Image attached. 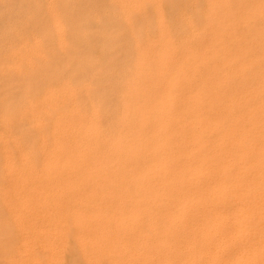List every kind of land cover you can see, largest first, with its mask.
I'll return each instance as SVG.
<instances>
[{
	"label": "bare ground",
	"instance_id": "obj_1",
	"mask_svg": "<svg viewBox=\"0 0 264 264\" xmlns=\"http://www.w3.org/2000/svg\"><path fill=\"white\" fill-rule=\"evenodd\" d=\"M144 1L154 15L141 7V25L122 5L120 63L96 69L72 56L57 67L45 41L0 44V243L59 221L111 249L135 236L137 264H264V61L229 54L239 40L223 39L225 1Z\"/></svg>",
	"mask_w": 264,
	"mask_h": 264
},
{
	"label": "rangeland",
	"instance_id": "obj_2",
	"mask_svg": "<svg viewBox=\"0 0 264 264\" xmlns=\"http://www.w3.org/2000/svg\"><path fill=\"white\" fill-rule=\"evenodd\" d=\"M7 1H9V0H0V17L2 16V14L4 15V16H2L0 18V20H5V17H8L7 18L8 20H5L6 22L5 21H2V22L0 21V24L2 23V25H0V31H1L0 32V36H1L0 37V42H6L7 41L6 42L7 44L6 43H3V44L0 43V44L2 46L5 45L4 47H6L9 44H11L13 46L15 44L17 45V43L20 42L21 40H27V41L30 40L28 42L30 44H33V45H34V43H36V41H38L39 43H41V42L43 43L45 41L42 44L43 45V49H44L43 52L45 54H47L48 56L55 55V57L53 56L52 59L54 58L53 60L56 62V66L57 67L63 66V63L65 62V60L71 59L72 56H76V57L78 56L76 59L79 62H81V63H83L85 65H89V66L90 65H92V66L94 65L96 67V69L97 68L99 69L102 66L104 67L107 64L120 63L123 54L127 51L126 48L121 46V44L124 43V41H126L125 35L127 34V28L125 27V24L123 23L124 18L128 14H133V15H135L138 18L137 20L139 21V24L140 25L143 24L142 23V17L140 15L138 16V11L140 10L141 7L142 8L146 7L149 10V12L151 13V16L148 18L149 20L153 19V15H154L153 14V10H154L153 6L151 4H149L148 2H145L144 0H142L143 1L142 4L140 3V2H142L141 0H139L140 1L139 3H137V0H128V1L127 0L126 1L123 0L124 3L121 2L120 0H55V1L54 0H38V1L37 0H13V1L10 0L11 2H7ZM114 1H116L115 4L117 6L114 4ZM223 1H225V2L221 3L220 20L222 19L221 21H224V22H221V24H222V26H226L227 29L230 27V29H228L229 30L228 34H227V32H225L223 34V39L225 38L224 40H226L227 36H228V39L230 40V42L229 41L228 42L232 46L236 45L239 42L237 46H234L233 48L231 47L232 50L230 49L229 54L230 53L234 54V52H233L234 48L238 47V48H240V54L238 56V59L240 61H243L244 59H245L244 61H246L247 59L249 60V59H251L250 57H253V59L257 58L259 60L264 61V46H263L264 45V43H263L264 42V38H263L264 37V31H263L264 30V0H229V1L228 0H223ZM25 4H26V6H25ZM123 4L127 5V6L124 5V8H123V9H126L127 12H126V10L125 11L122 10V7H123L122 5ZM224 5H226V6H224ZM44 6H46V7H44ZM97 7H99V9ZM164 7L167 9V2L166 1L164 3ZM209 7H210V5L205 6V12H207V16L210 15V12H211V10L208 11ZM225 7H226V9H225ZM12 11H13V15L11 14V16L9 18L8 14L10 15V13H12ZM26 11L28 13L30 11L31 12H30V14H28V13H26ZM215 11H217V10H215ZM7 12H10V13H7ZM44 12H45V14H44ZM122 12H123V14H122ZM125 12L127 13L126 16L124 15ZM39 13H42V14H39ZM31 14L32 15L34 14V15L31 16ZM35 14L38 15V16H36ZM222 14H224V16H222ZM205 16H206V13H205ZM233 17H235V18L233 19ZM36 18H38V19H36ZM210 18H212V17H209V19L208 18L207 19L210 21ZM224 19H226V20H224ZM38 20H40V21H38ZM45 21H47V22H45ZM231 21H232L234 26L230 25ZM41 22L43 23V25L45 23H47L48 25L45 24L43 26V25H41L42 24ZM210 22H208L209 24L207 23L208 28L209 27L211 28L212 26H215V24L210 23ZM13 25L16 28H14ZM35 25H37L36 28H35ZM12 27L14 28L13 30H12ZM42 27H43V29H42ZM53 27H55V28H53ZM245 27H247V28H245ZM212 28H214V27H212ZM236 28H237V30H235ZM246 29L251 31V32H249L248 35H247L248 30H246ZM4 31H5V36H4ZM235 31H238V33H240V32L243 33V31H245L243 33L244 36L241 33H240V36H239V34L237 32H235ZM257 31H258V33H256ZM12 32H14L13 33V37L8 36V34H11ZM206 32L208 33L209 31L205 30V33ZM2 33H3V35H1ZM60 33H61V35H60ZM253 33H254V35H253ZM51 34H52V36H51ZM206 34H205V36H206ZM2 36L4 38L8 37L9 40H7V38H5L6 40L4 39V41H3ZM81 36L84 37V38L82 39ZM248 36L249 37L251 36V37L248 39ZM50 37H53V38H50ZM56 37H58L57 40H56ZM60 37H61V39H60ZM206 37L207 38L209 37V38L208 39L206 38L207 41L205 42V45L207 46L208 41H209V44H208L207 48H210L209 45L211 43H210L209 33H208V35ZM54 38H55V41L52 40ZM68 38H70V39L68 40ZM237 38H238L239 41L237 40ZM251 38H252V40H250ZM10 40L12 42H10ZM34 40H36V41L34 42ZM58 40H60V41H58ZM235 40H236V42H235ZM249 40L251 42L252 41L253 42L250 43ZM58 42L60 44H58ZM64 42H65V44H64ZM45 43H48V44H45ZM232 43H234V44H232ZM52 44H53V46H52ZM73 44H78L79 45V50H78L79 54H75L73 52V48H72ZM64 46L65 47L66 46H70V48H68V51H67L66 54L62 53V50H63ZM117 46H120V47H117ZM243 46H244V48H243ZM53 48H56L57 51L55 52V50H53ZM122 48H123V50H119V49H122ZM259 49H260V51L261 50L262 51L261 52L258 51ZM60 50H61V52H60ZM48 51L51 54H49ZM58 53H60V55L62 53L61 57H60V55ZM252 53H253V56L251 55ZM256 53H258V54H256ZM259 53H260V55H259ZM247 55H249L248 58H247ZM58 57H60V58H58ZM242 57H245V58L242 59ZM0 60H1V58H0ZM5 73H8V72H5ZM66 73L70 74V73H73V71L66 72ZM75 73H78V72H75ZM251 73H250V75H251ZM254 74L255 73H253L252 75H254ZM1 178H2V175L0 174V179ZM66 206H67L68 209H70V208L73 207V204H68ZM55 210L52 209L53 212H55ZM56 212L58 214V210ZM3 220H4V217L1 216V214H0V225L4 223ZM53 224L51 226L52 229L49 228L48 230H46L44 232V236L42 235V233H39V232H37L36 234L30 236L32 240L31 239L29 240L30 237H28L26 239L22 235H19V234L15 235L16 237L14 236L15 238H13V240L11 241V247H10V248H14L15 247L14 250L13 249L11 250L10 248L2 247V242H1L0 243V252L2 250L3 251L0 254V259L1 260L3 258L4 259L2 261L0 260L1 261L0 263H2V264H4V263L5 264L6 263L7 264L8 263L11 264L14 261H16L13 264H24V263L25 264H29V263H32V262H33L32 264H38V263L39 264H88V263L89 264H96L97 261H98V264H116V263L117 264H124V262L126 261L125 264H137L139 262L137 259L140 257V252L139 251H135L134 248H132V244L130 243V241L132 243H134V241L136 240V237L135 236L132 237V235L130 237V235H128V237H130V238H128V237L125 236V235H127L125 233V230H124L125 229V225H121L119 228H115V230L117 232L114 230V233H115L114 238L116 237V239H115L116 242H117V239L121 238V236L122 237L125 236L127 238V241H126L125 237L118 240L120 243L117 242L116 246H115V247L119 248V250H117L115 247H113L111 249V247L109 248V246H107V245L100 246L99 237H98L99 235L97 236L98 238L97 237H91L92 238V240H91L90 237H89L87 240H85L83 242L84 239H79V238H81V235L75 234L73 232H67L66 233V232L61 231L62 228H60L61 227V223L59 221H55V222H53ZM31 225L32 224L29 223V226H31ZM53 226H55V227H53ZM122 227H123L122 232L124 231L123 234L121 232V228ZM53 229H54V231H53ZM56 230L59 231L58 235L52 233V232L57 233L58 231L56 232ZM99 232H101V231L99 230ZM120 233H121V236H120ZM40 234H41V241H45L46 242L45 243L46 246H45L44 242L41 243L39 241ZM60 234H61V237H60ZM63 234H65V235H63ZM1 235H3V234H1ZM35 235H37V239H38L37 243L40 244V245H38L36 243L38 246L35 244V241H34V240H37V239H35ZM46 235H47V237H46ZM50 235L51 236L53 235L54 237L53 236L51 237ZM56 236H57V238H56ZM17 237H21V238H18L19 239L18 240ZM64 237H66L67 240H65ZM55 238H56L57 241H55ZM58 238H60V239L58 240ZM75 238H77V239H75ZM14 239H15V241H14ZM21 239L27 242V246L25 245L26 242H22ZM49 239L51 240V242H50ZM131 239H133V240H131ZM121 240H123V241H121ZM13 241H14V243H13ZM16 241H17V243H16ZM125 243H127V244H125ZM56 244L58 246H56ZM129 244L131 246H129ZM16 245L19 246V248L17 247L18 249L16 248ZM21 245H25L26 247H24V246L20 247ZM28 245L29 246L32 245V246L28 247ZM41 245H42V247H41ZM60 246H61V248H60ZM125 246H127V247H125ZM46 247L47 248L49 247L48 248L49 250ZM122 247L123 248L125 247V248L121 250ZM45 248H46V251H47L46 253H45ZM84 248H85L86 252L84 251ZM128 248L130 250H133V252H134V253L132 252L133 253V256H132L133 261H132V259L128 260L130 258H129V256H127V254L131 253V251L129 252ZM19 249H21V250H19ZM96 249H99V251L96 250ZM28 250H30L31 253H28L29 252ZM39 250H43V251H39ZM107 250H109L108 253L106 252ZM48 251H49V253L50 252L51 253L49 254ZM88 251L91 252L90 253L91 255L87 253ZM102 251L104 253L106 252L107 255L112 252L111 255H113L112 256L113 259H112L111 256L108 259L106 257L107 256L106 253L104 255V253ZM14 252L15 253L17 252L16 256H15V254L13 255ZM120 252H122V253L120 254ZM6 253L8 254V256L5 258ZM117 253L120 254V255H118ZM135 253H136V255H135ZM55 254H56V256H55ZM102 254L104 255L103 257H102ZM34 255H35V257H33ZM116 255H117V257H116ZM26 256H29V257H26ZM53 257H54V259H53ZM7 258H9V261L7 260ZM118 258H119V260H118ZM30 259H31V261H29ZM84 259H86V260H84ZM111 260H113V263H112ZM36 261H38V263ZM87 261H89V262H87Z\"/></svg>",
	"mask_w": 264,
	"mask_h": 264
}]
</instances>
